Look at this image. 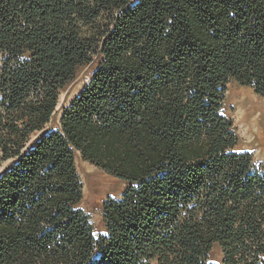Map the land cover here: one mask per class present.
Masks as SVG:
<instances>
[{"label": "trees", "instance_id": "obj_1", "mask_svg": "<svg viewBox=\"0 0 264 264\" xmlns=\"http://www.w3.org/2000/svg\"><path fill=\"white\" fill-rule=\"evenodd\" d=\"M230 81L264 97V0H0V264H264ZM78 156L125 182L102 234Z\"/></svg>", "mask_w": 264, "mask_h": 264}, {"label": "rangeland", "instance_id": "obj_2", "mask_svg": "<svg viewBox=\"0 0 264 264\" xmlns=\"http://www.w3.org/2000/svg\"><path fill=\"white\" fill-rule=\"evenodd\" d=\"M95 65L93 62L79 68L75 78L62 89L56 114L48 128L56 125L60 109L67 106L89 81ZM221 112L233 123L237 136L235 148L251 153L253 161L264 169V97L255 94L249 87L230 81L226 85ZM76 166L83 185L81 206L90 217L94 233L102 234L105 230L102 217L103 202L110 197L119 198L125 182L79 156L76 157ZM220 260L221 251L215 245L210 253V261L219 264Z\"/></svg>", "mask_w": 264, "mask_h": 264}]
</instances>
